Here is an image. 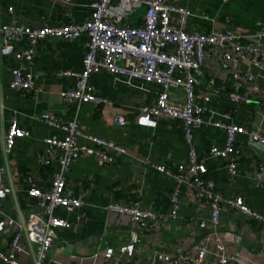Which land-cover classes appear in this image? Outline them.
Here are the masks:
<instances>
[{"label":"crops","instance_id":"0c3cea01","mask_svg":"<svg viewBox=\"0 0 264 264\" xmlns=\"http://www.w3.org/2000/svg\"><path fill=\"white\" fill-rule=\"evenodd\" d=\"M92 1L0 0V22L16 20L40 25L82 20L90 15ZM166 1L190 10L186 21L189 29L231 27L250 33L258 30L261 24L264 26V0ZM8 5L13 6V13L7 11ZM123 9L125 4L119 0H114L110 6L111 14L117 15L121 23L142 22L144 5H137L124 15L120 13ZM177 15L172 13L173 18ZM85 40L84 36L42 40L30 66L14 58L0 60V164H6L0 220L4 214L16 217L24 215L29 208L37 209L36 198L28 194L30 183L26 177L30 175L37 184L49 187L58 169L56 160L44 162L41 154L44 137L53 132L63 136V132L47 124L39 115L47 111L62 120L76 117L87 132L116 142L124 152L104 164L98 163L94 155L74 159L68 172L67 189L74 194L80 193L84 203L72 210L62 206L54 208V213L70 220L71 225L55 229L57 238L49 251L50 262L161 264L159 253L174 252L177 248L182 258L189 261L207 231V227L200 223L206 222L209 209L203 201L190 195L185 183L180 185L181 206L177 216L164 220L157 227L141 228L109 208L111 202H138L141 207L156 212L168 209L174 180L157 170L153 163L175 166L186 160L189 146L183 136L181 121L177 118H150L138 112L140 104L155 99L162 88L160 84L141 78L127 79L104 69L91 74L89 82L98 94L110 98L109 104L67 103L62 91L74 84V78L60 76L57 72L82 67ZM16 65H24L32 71L33 87L30 91L21 92L11 86V69ZM246 66L247 63L240 62L241 68ZM253 70L259 73L257 81L262 95L237 104L228 97V91L233 89L228 73L212 69L218 91L208 102L204 113L207 122L194 131L193 141L208 167V175L214 178L223 197L240 193L252 208L263 210L264 147L254 148L249 144L247 133L237 134L242 154L233 180L226 176L223 158L207 155L210 144L222 145L225 139V132L213 124L214 120L234 121L246 129L264 127V71L256 66ZM171 96L177 101H184L186 97L178 87L171 89ZM116 113L124 114V124L113 121ZM12 117L29 133L17 137L11 151L5 154L3 139ZM77 139L82 144L95 146L88 138L79 136ZM258 174L262 185L253 182ZM220 224L221 231L231 230L241 235L240 244H229L230 250L240 252L241 264H264V224L246 220L229 208L223 210ZM10 239L0 231V248L7 250ZM208 247L210 251L204 264H216L214 246L210 243ZM18 260L20 264H30L26 250L18 254ZM0 264L4 263L0 261Z\"/></svg>","mask_w":264,"mask_h":264},{"label":"built area","instance_id":"2783aa9c","mask_svg":"<svg viewBox=\"0 0 264 264\" xmlns=\"http://www.w3.org/2000/svg\"><path fill=\"white\" fill-rule=\"evenodd\" d=\"M113 1L93 0L90 15L82 20L44 22L40 25L16 20L0 22V60L5 57L14 58L30 66L42 40L84 36L86 48L82 67L79 70L59 69L57 72L60 76L74 78V84L62 91L67 103L86 101L100 105L111 102L110 98L98 94L89 82L91 74L100 69L127 79L141 78L160 84L162 88L155 99L140 104L137 110L150 118H177L181 121L183 136L189 146L186 160L175 166L153 163L157 170L174 180L169 192L170 205L164 212L141 207L138 202H111L109 208L126 216L132 224L140 225L141 228L157 227L164 220L177 216L181 206L180 185L185 183L190 195L203 201L209 209L206 222L200 223L207 227V231L196 245L195 255L191 260L183 259L177 248L174 252L161 251V264H204L210 251V243L214 246L216 264H241L238 249L229 248V244L241 243V235L231 230L221 231V214L225 208H229L246 220L264 224V209L252 208L240 193L233 192L229 197H223L214 178L208 175V167L204 158L198 154L193 138L194 131L207 122L204 115L207 104L218 91L212 69L228 73L233 87L228 91V97L237 104L247 102L263 92L257 81L259 73L253 67L264 71V26L261 24L258 30L250 33L231 27L189 29L186 21L191 14L190 10L166 0H119L125 4V9L120 12L123 15L137 5H144L141 23H121L120 18L110 12ZM7 11L13 13V6L8 5ZM175 12L178 15L173 18L172 13ZM204 16L207 17L206 14ZM240 62L247 63V66L241 68ZM10 84L21 92L30 91L33 87L32 71L24 65L13 66ZM175 87L184 91V101H177L171 96V89ZM39 116L47 124L63 132V136L56 132L45 136L41 154L44 162L56 160L58 169L54 172L49 187L37 184L30 175L26 177L30 183L28 194L36 198L37 209L29 208L24 215L16 217L4 214V218L0 220V231L11 238L7 250L0 248V261L4 264H20L18 254L25 250L29 254L30 264H52L48 255L57 238L55 229L71 225L70 220L55 214L54 208L62 206L72 210L84 203L80 193L74 194L67 189L72 162L79 156L94 155L98 163L104 164L112 161L118 153L124 152V148L116 142L87 132L76 117L62 120L47 111ZM113 121L124 124V114H114ZM213 124L223 129L225 139L222 145L210 144L207 155L223 158L226 176L233 180L242 154L237 134L247 133L251 146L263 148L264 127L246 129L237 122L223 120H214ZM28 133L12 117L4 134V153L11 151L17 137ZM79 136L90 139L95 146L80 143L77 139ZM5 170L6 164H0V204L5 186ZM255 177L254 184L262 185L260 175ZM2 213L0 207V215ZM133 240H136V235H133ZM66 264L82 263L70 261Z\"/></svg>","mask_w":264,"mask_h":264},{"label":"trees","instance_id":"16d2710c","mask_svg":"<svg viewBox=\"0 0 264 264\" xmlns=\"http://www.w3.org/2000/svg\"><path fill=\"white\" fill-rule=\"evenodd\" d=\"M229 85H230V84H229ZM229 85H228V86H229ZM228 89H229V88H228ZM230 89H231V87H230Z\"/></svg>","mask_w":264,"mask_h":264}]
</instances>
